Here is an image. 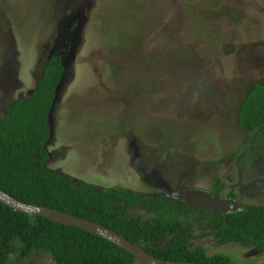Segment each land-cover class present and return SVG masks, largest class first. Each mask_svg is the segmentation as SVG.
<instances>
[{"label": "rangeland", "instance_id": "1", "mask_svg": "<svg viewBox=\"0 0 264 264\" xmlns=\"http://www.w3.org/2000/svg\"><path fill=\"white\" fill-rule=\"evenodd\" d=\"M52 54L65 72L48 121L51 169L97 189L154 194L221 179L224 194L264 204L239 163L260 161L264 135L251 153L227 157L246 135L242 98L264 83V0H0V118ZM201 245L264 264L254 245ZM8 264L55 263L39 253Z\"/></svg>", "mask_w": 264, "mask_h": 264}, {"label": "trees", "instance_id": "2", "mask_svg": "<svg viewBox=\"0 0 264 264\" xmlns=\"http://www.w3.org/2000/svg\"><path fill=\"white\" fill-rule=\"evenodd\" d=\"M64 69L58 56L50 55L30 94L12 100L8 113L0 118V189L20 201L100 223L162 260L233 264L229 255L209 254L201 247H191L184 242L187 229L182 228L175 216L178 214L165 213L168 204L160 200L161 196L150 199L146 194L121 187L97 189L48 166L50 153L45 146L50 138L48 119ZM247 90L237 118L247 133L245 144L251 136L264 135V83L254 81ZM258 175L264 178V171ZM223 186L218 179L212 191L221 195ZM226 193L234 196L231 188ZM147 202L148 211L158 213L162 221L159 224L164 227H151L155 222L152 215L142 220L140 216L126 214L127 205L136 207ZM178 204L182 214L197 221L211 215L204 210H193L184 203ZM212 214L210 223L219 242L237 241L264 249V205L250 204L245 211L225 216ZM172 232L178 234L164 243L167 234ZM39 253L49 254L56 264H139L126 250L100 236L15 210L0 202V264H8L11 255L23 262Z\"/></svg>", "mask_w": 264, "mask_h": 264}, {"label": "water", "instance_id": "3", "mask_svg": "<svg viewBox=\"0 0 264 264\" xmlns=\"http://www.w3.org/2000/svg\"><path fill=\"white\" fill-rule=\"evenodd\" d=\"M64 72L65 69L55 89L54 101L50 110L49 119L51 117L52 111L54 110L57 95H59V85L63 78ZM169 197L177 198L180 201L187 203L191 208L195 209H212L214 211L223 213L235 212L244 209L243 206L233 198H221L209 191L201 189H184L173 193H167L165 199ZM0 202L15 210H19L28 214L39 215L53 222L74 226L86 232L100 236L126 250L129 254H131L133 260L139 264H199L194 262L159 259L123 235L100 223L77 217L73 214L58 209L20 201L1 189Z\"/></svg>", "mask_w": 264, "mask_h": 264}, {"label": "flooded vegetation", "instance_id": "4", "mask_svg": "<svg viewBox=\"0 0 264 264\" xmlns=\"http://www.w3.org/2000/svg\"><path fill=\"white\" fill-rule=\"evenodd\" d=\"M247 93V92H246ZM245 93V94H246ZM245 96V95H244ZM244 96H243V98H244ZM243 98H242V100H243ZM242 100H241V103H242ZM240 108V107H239ZM246 135H247V133H246ZM254 137L255 136H251L250 137V141H249V143H247V144H245L244 142H242V144H241V149H242V151H236L235 152V154L237 153V152H239V156L240 155H242V154H247V152H248V154L249 153H251V151H252V147H253V143H251L253 140H254ZM245 138V137H244ZM244 141V140H243ZM232 154V153H231ZM255 155H258L259 156V158H260V161H254V164L255 165H253L252 166V164H253V162L251 163V161L249 160V161H245V160H243V159H239V163L241 164V166H246V167H248L249 169L246 171V176L247 177H250V182L251 183H253L254 184V186L253 185H249L248 187H247V190L248 191H251L253 194H256L257 192H259V189H261V190H263L264 191V181H260L262 178L260 177V175H258L260 172H262V171H264V147H261L260 146V148L259 149H257V151L255 152ZM237 155H235V157H236ZM227 157H229V156H227ZM227 157H224V158H222L220 161H218V162H215L214 164L215 165H219V163L221 162V161H223L225 158H227ZM234 157V156H233ZM244 163V164H243ZM246 163V164H245ZM263 168V169H260V168ZM253 170L255 171V174H254V177L252 178V172H253ZM244 171V170H243ZM218 180V179H217ZM217 180L216 181H214V182H212V184H211V186L210 187H205V186H199V187H187V188H183V189H178V190H173V191H171V190H169V191H166V192H163L162 194H160V193H157V194H154V193H145V192H137V191H134L133 189H128V190H130V191H132V192H136V193H143V194H146L150 199H156L158 196H161L160 197V200L162 201V202H165V204L167 203L168 204V206H166L165 208H164V211H165V213H167V214H169V215H174V214H178V215H175L176 217H177V219H178V221H181V225L183 226L182 228H186L187 229V231H186V233H184L185 234V236H184V242H186L189 246H191V247H194V246H196V247H201V248H203L204 250H206L205 249V247L204 246H202L201 245V240H203V239H210V238H212V239H214L218 244H221V245H226V244H231V243H238V244H241V245H245V246H250V245H253V244H243V243H240V242H237V241H230V240H227L226 242H224V243H221V242H219V237L215 234V232L213 231V227H212V224L210 223V219H211V217L213 216V214L212 213H220V214H222V215H227V214H230V213H235V212H238V211H245L246 210V206L247 205H250V204H252V203H250V204H245L243 201H241L240 199H238L237 197H236V193H234V191H233V193H234V196H230V195H227V193H225L224 194V189H223V191H222V194L221 195H218V194H215L213 191H212V187H213V185L217 182ZM221 180V179H220ZM223 183V182H222ZM224 185V184H223ZM224 187V186H223ZM255 188H257V189H255ZM184 189H201V190H205V191H209V192H211L212 194H214V195H216V196H218V197H221V198H233V199H235L237 202H239L242 206H243V210H238V211H235V212H229V213H223V212H218V211H214V210H212V209H195V208H191L187 203H185V202H183V201H180L179 199H177V198H174V197H169V198H166L165 199V197H166V194L167 193H173V192H177V191H180V190H184ZM231 189H233V188H231ZM179 202H181V203H184L185 205H187L189 208H191V209H193V210H196V211H201V210H204L205 211V214H211L210 216H209V218H205V219H203V220H201V219H199V221H197V220H195V219H192V216H190V215H184V214H182L181 213V207L179 206ZM144 204H148V202L147 203H140L138 206H136V207H139V206H141V205H144ZM252 205H256V204H252ZM262 205H264V204H262ZM165 206V205H164ZM169 206H170V209H171V211H169ZM136 207H131L130 205H127V208H125V212H126V214L129 216V217H138V216H134L135 214H133V213H131V211H132V209L134 210V209H136ZM159 212V211H158ZM150 215H152L153 216V218H154V220H155V222H154V224L151 226V227H157V228H162V227H164L163 226V224H159V223H161L162 221H159V214L158 213H156V214H154L153 212H151V211H148V215L147 216H145V217H141V219L142 220H144V219H146L147 217H149ZM213 221L215 220V219H212ZM185 226H189V227H185ZM169 227H174V226H169ZM176 227H178V226H176ZM191 230V231H190ZM197 230V231H196ZM196 231V232H195ZM210 234H209V233ZM183 233V232H182ZM176 234H178V232H172V233H168L167 234V238H166V240L164 241V243L168 240V239H170V238H172L174 235H176ZM136 244V243H135ZM138 245V244H137ZM151 245H153V244H151ZM140 246V245H139ZM141 247V246H140ZM256 247V246H255ZM257 248V247H256ZM258 249V248H257ZM259 251H263L264 249H262V250H260V249H258ZM220 252H222V253H224V254H226V255H229L230 257H231V260H232V262H233V264H248L247 262H245V263H240V262H235L234 260L236 259L232 254H230V253H228V252H224V251H220ZM216 253H218V252H215V253H213V254H216ZM29 258H31V257H29ZM28 259V258H27ZM26 259V260H27ZM24 262V261H23ZM55 263V262H54ZM56 264V263H55ZM251 264V263H250Z\"/></svg>", "mask_w": 264, "mask_h": 264}]
</instances>
